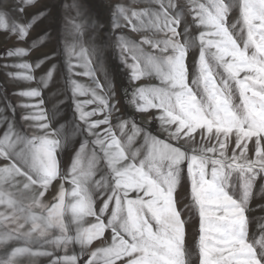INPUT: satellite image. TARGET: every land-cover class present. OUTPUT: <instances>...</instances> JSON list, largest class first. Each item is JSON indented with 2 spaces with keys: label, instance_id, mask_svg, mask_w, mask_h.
Listing matches in <instances>:
<instances>
[{
  "label": "rangeland",
  "instance_id": "obj_1",
  "mask_svg": "<svg viewBox=\"0 0 264 264\" xmlns=\"http://www.w3.org/2000/svg\"><path fill=\"white\" fill-rule=\"evenodd\" d=\"M0 264H264V0H0Z\"/></svg>",
  "mask_w": 264,
  "mask_h": 264
}]
</instances>
